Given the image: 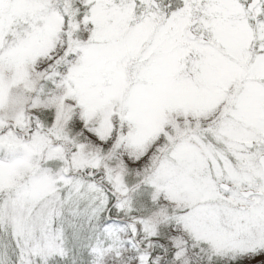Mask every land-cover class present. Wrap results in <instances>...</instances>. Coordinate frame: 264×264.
I'll return each instance as SVG.
<instances>
[{"label": "snow or ice", "instance_id": "6c2138e0", "mask_svg": "<svg viewBox=\"0 0 264 264\" xmlns=\"http://www.w3.org/2000/svg\"><path fill=\"white\" fill-rule=\"evenodd\" d=\"M0 264H264V0H0Z\"/></svg>", "mask_w": 264, "mask_h": 264}]
</instances>
